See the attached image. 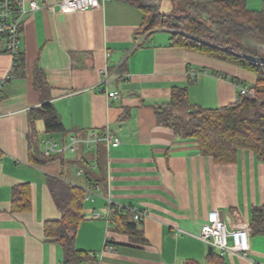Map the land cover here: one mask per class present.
Returning a JSON list of instances; mask_svg holds the SVG:
<instances>
[{"label":"crops","instance_id":"1","mask_svg":"<svg viewBox=\"0 0 264 264\" xmlns=\"http://www.w3.org/2000/svg\"><path fill=\"white\" fill-rule=\"evenodd\" d=\"M101 2L83 12L40 9L22 27V59L0 101V264H64L62 245L45 235L46 222L62 218L49 177L98 190L85 200L75 237L76 248L90 253L83 264H212L219 252L210 253L199 235L214 210L230 230L252 227L250 257L226 254L222 264H264V220L253 218L264 209V157L241 149L233 162L218 163L196 140L161 124L154 109L176 87H187L193 105L224 107L238 100L228 77L252 86L257 75L176 45L173 28L141 32L144 10L131 0ZM175 2L159 0L160 12L170 15ZM247 7L264 11V0ZM12 66L10 55H0V78ZM191 66L200 71L194 80ZM106 70L113 73L108 86ZM37 71L46 80L41 90ZM114 91L119 96L109 98ZM45 104L59 115L61 131L33 115ZM105 129L119 146L87 142L91 131ZM73 137L74 148L46 153L48 141L62 148ZM109 198L148 213L141 221L129 213L140 239L125 232Z\"/></svg>","mask_w":264,"mask_h":264},{"label":"trees","instance_id":"2","mask_svg":"<svg viewBox=\"0 0 264 264\" xmlns=\"http://www.w3.org/2000/svg\"><path fill=\"white\" fill-rule=\"evenodd\" d=\"M131 1L144 10L141 32L158 27L173 28L177 30L176 45L237 64L257 75V82L251 86L252 94L244 95L238 90L237 102L214 109L193 105L187 87H176L169 101L155 105L158 121L178 135L196 140L201 152L218 163L233 162L241 149L252 150L263 158L264 61L256 62L253 58L264 60V54L253 52L242 40L246 36L264 39V11L250 10L248 0H173L176 1L174 11L163 15L159 0ZM36 74L35 85L41 90L46 80L42 72ZM232 80L246 84L239 79ZM33 115L43 118L49 131L63 128L52 104L35 109ZM48 184L62 218L46 222L45 235L62 245L64 264H83L90 253L76 248L75 237L80 222L85 219L84 189L53 177H49ZM112 212L120 218V224L126 225L125 232L141 238L137 224L130 222L129 210L112 205ZM253 218L256 223L263 221L264 209H255ZM221 257L218 253L212 254L210 260L212 264H222ZM186 264L200 263L188 261Z\"/></svg>","mask_w":264,"mask_h":264},{"label":"built area","instance_id":"3","mask_svg":"<svg viewBox=\"0 0 264 264\" xmlns=\"http://www.w3.org/2000/svg\"><path fill=\"white\" fill-rule=\"evenodd\" d=\"M106 1V0H105ZM102 7L101 0H55L54 3H43L39 0H0V55L7 54L13 58V66L11 70L2 78H0V101L3 98L4 88L13 78L15 67L20 63L22 58V27L28 17L32 16L40 9L48 10L52 13L57 11L83 12L94 8ZM256 62L264 60L253 58ZM189 77L196 78L200 71L196 67L191 66L187 69ZM113 73L108 70L103 71L102 84L108 86ZM233 81L237 89L244 95L252 94L251 86ZM109 98L119 96L117 91L109 92ZM103 140L112 146H119L121 139L111 130L105 129L104 132L93 130L89 134L87 142L93 143ZM76 138L65 144L62 148L58 144L51 141L47 142L46 153L52 154L57 151H66L74 148ZM98 190L94 186H89L84 190V199L87 201L94 200L98 196ZM109 203L112 205L111 199ZM120 209L129 210L134 214L136 220H143L148 213L135 207L118 206ZM252 233L251 226H244L236 230H230L227 227L220 211L214 210L210 214L209 222L205 223L200 231L199 238L209 246L214 247L221 256L226 254H236L248 258L251 252L250 236ZM250 257V256H249Z\"/></svg>","mask_w":264,"mask_h":264},{"label":"water","instance_id":"4","mask_svg":"<svg viewBox=\"0 0 264 264\" xmlns=\"http://www.w3.org/2000/svg\"><path fill=\"white\" fill-rule=\"evenodd\" d=\"M243 43L246 45L247 48L252 50L255 53L258 54H264V39H257L255 37H244L243 38ZM264 132V128H263ZM215 251L214 247L210 246L209 247V252L213 253Z\"/></svg>","mask_w":264,"mask_h":264},{"label":"rangeland","instance_id":"5","mask_svg":"<svg viewBox=\"0 0 264 264\" xmlns=\"http://www.w3.org/2000/svg\"><path fill=\"white\" fill-rule=\"evenodd\" d=\"M90 205H91L90 203H86L85 206H86V208H88V207H90Z\"/></svg>","mask_w":264,"mask_h":264}]
</instances>
